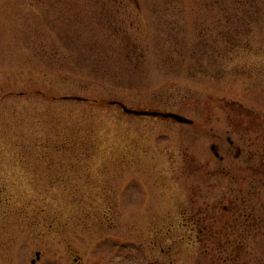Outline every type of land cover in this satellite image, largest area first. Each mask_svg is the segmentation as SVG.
<instances>
[{"label": "rangeland", "instance_id": "374dc122", "mask_svg": "<svg viewBox=\"0 0 264 264\" xmlns=\"http://www.w3.org/2000/svg\"><path fill=\"white\" fill-rule=\"evenodd\" d=\"M230 119L264 120V0H0V264H221V197L264 205Z\"/></svg>", "mask_w": 264, "mask_h": 264}, {"label": "flooded vegetation", "instance_id": "af4514ba", "mask_svg": "<svg viewBox=\"0 0 264 264\" xmlns=\"http://www.w3.org/2000/svg\"><path fill=\"white\" fill-rule=\"evenodd\" d=\"M230 119L232 133L240 136L238 140L221 136V172L253 171L264 175V155L258 152L246 153L242 143L251 147L246 135L256 134L264 139L263 119ZM225 134H230L226 132ZM224 135V134H222ZM256 145V144H255ZM264 153V152H263ZM256 189V185L253 186ZM256 197L257 192L252 189ZM241 200L238 197H221V264H257V238L264 233V205L258 211L257 198ZM200 225V223H199ZM243 231L241 232V229ZM248 241L253 244L247 245ZM264 264V261H260Z\"/></svg>", "mask_w": 264, "mask_h": 264}, {"label": "water", "instance_id": "95a60500", "mask_svg": "<svg viewBox=\"0 0 264 264\" xmlns=\"http://www.w3.org/2000/svg\"><path fill=\"white\" fill-rule=\"evenodd\" d=\"M77 101H83L82 99H76ZM112 106H120L125 114L135 117H147V118H156V119H164V120H173L179 124L182 125H191L192 121L176 115V114H170V113H159V112H145V111H134L128 109L125 105L117 102L111 103Z\"/></svg>", "mask_w": 264, "mask_h": 264}]
</instances>
